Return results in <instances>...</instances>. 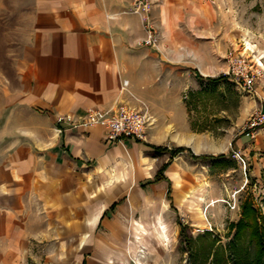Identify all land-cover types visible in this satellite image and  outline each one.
I'll return each instance as SVG.
<instances>
[{
	"label": "rangeland",
	"instance_id": "374dc122",
	"mask_svg": "<svg viewBox=\"0 0 264 264\" xmlns=\"http://www.w3.org/2000/svg\"><path fill=\"white\" fill-rule=\"evenodd\" d=\"M37 3L0 0V86L20 84L17 65ZM139 5L146 12L147 36L152 32L158 41L155 46L144 41L150 48L143 83L147 95H132L136 101L128 103L150 111L149 143L224 156L198 160L185 152L175 157L167 171L170 195L166 181L142 186L169 161V153L135 157L127 152L105 166L98 193L106 190L107 206L122 201L114 213L119 226L101 224L86 256L94 264H100L98 258L110 264H204L211 240L200 239L189 250L179 220L194 238L211 231L226 247L233 234L229 225L241 218L246 199L264 213V135L258 133L251 145H237L252 113L263 107L228 74L230 51L264 69V0H138L135 8ZM86 200L83 195L82 221L90 216ZM82 233V241L93 235L84 228ZM33 245L40 256L55 250L52 240ZM41 262L56 264L49 254Z\"/></svg>",
	"mask_w": 264,
	"mask_h": 264
},
{
	"label": "crops",
	"instance_id": "0c3cea01",
	"mask_svg": "<svg viewBox=\"0 0 264 264\" xmlns=\"http://www.w3.org/2000/svg\"><path fill=\"white\" fill-rule=\"evenodd\" d=\"M137 3L38 0L17 65L20 84L0 86V264L39 259L44 264V254L56 264H94L86 252L96 243L98 227L119 226L114 213L122 201L107 206L106 190L98 193V178L106 177L105 166L127 152L145 155L153 152L149 145L154 144L128 138L111 144L102 126L71 127L58 117L80 121L91 108L135 103L132 95H147L143 83L150 48L144 44L146 12L141 5L135 8ZM250 97L264 108V81ZM258 133L263 136L264 130ZM250 140L243 135L237 145H251ZM172 162L164 172L167 179L144 185L159 169L142 186L166 181L170 195L167 171ZM83 195L90 212L85 221ZM83 228L93 233L86 241ZM49 240L55 250L40 256L33 244ZM98 260L110 264L106 258Z\"/></svg>",
	"mask_w": 264,
	"mask_h": 264
},
{
	"label": "built area",
	"instance_id": "2783aa9c",
	"mask_svg": "<svg viewBox=\"0 0 264 264\" xmlns=\"http://www.w3.org/2000/svg\"><path fill=\"white\" fill-rule=\"evenodd\" d=\"M143 3L144 1H140L142 7ZM157 41L152 32H149L145 39L146 45L155 46ZM229 60L230 68L228 74L244 91L255 94L256 85L264 81L262 65H256L248 58L236 54L234 51H230ZM152 118L148 109L122 102L107 108H91L80 121H75L70 116H60L58 121L68 123L71 127L76 128L102 126L106 133L107 142L117 144L123 142L126 138L148 141ZM262 127H264V108L257 109L252 113L246 123L243 134L255 139ZM58 130L62 132V129L59 128Z\"/></svg>",
	"mask_w": 264,
	"mask_h": 264
},
{
	"label": "trees",
	"instance_id": "16d2710c",
	"mask_svg": "<svg viewBox=\"0 0 264 264\" xmlns=\"http://www.w3.org/2000/svg\"><path fill=\"white\" fill-rule=\"evenodd\" d=\"M223 78H227V75L219 77L217 80ZM149 146L157 156L169 153L171 159L160 168L153 179L146 181L144 185L154 184L167 179L164 174L165 170L174 158L182 153L187 152L189 156L198 160H209L224 156L223 154L219 156L211 154L197 155L188 147L170 149L167 146ZM114 207L116 206L114 205L112 208ZM241 209V218L229 225V229L233 234L226 247L218 244V240L213 237L211 231L194 238L187 232L188 225L179 220L183 242L188 246L189 250H193V245L200 239L211 240L210 245L204 251V264H209L211 258H213L214 264H264V213L255 206L251 199H246L242 203Z\"/></svg>",
	"mask_w": 264,
	"mask_h": 264
}]
</instances>
